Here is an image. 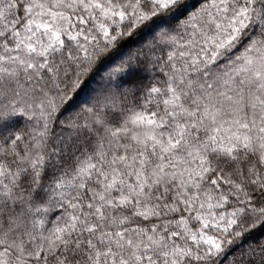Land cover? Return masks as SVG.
<instances>
[{"label":"snow or ice","instance_id":"1","mask_svg":"<svg viewBox=\"0 0 264 264\" xmlns=\"http://www.w3.org/2000/svg\"><path fill=\"white\" fill-rule=\"evenodd\" d=\"M0 264H264V0H0Z\"/></svg>","mask_w":264,"mask_h":264},{"label":"trees","instance_id":"2","mask_svg":"<svg viewBox=\"0 0 264 264\" xmlns=\"http://www.w3.org/2000/svg\"><path fill=\"white\" fill-rule=\"evenodd\" d=\"M193 3H197V0H193Z\"/></svg>","mask_w":264,"mask_h":264}]
</instances>
